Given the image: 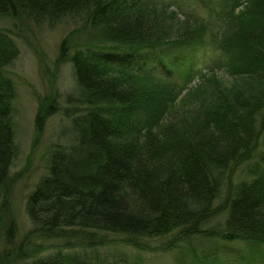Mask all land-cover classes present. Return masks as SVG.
<instances>
[{"label":"trees","instance_id":"trees-1","mask_svg":"<svg viewBox=\"0 0 264 264\" xmlns=\"http://www.w3.org/2000/svg\"><path fill=\"white\" fill-rule=\"evenodd\" d=\"M185 2L0 0V15L30 25L54 26L63 18H82L89 37L88 45L77 47L71 58L78 93L68 100L73 107L67 114L70 138L54 147L47 174L27 200L32 234L51 241L56 250L40 257L18 253L16 264H134L113 253L114 240L149 251L153 241L162 238L166 250L184 251L181 264H207L214 252L193 247L206 240L248 243L255 253L261 252L264 169L259 164L247 169L250 179L230 187L225 219L212 218L219 172L234 174L255 159L264 128V0L238 4L240 10L247 8L237 19L244 22L238 43L222 42L226 33H219L230 59L239 54L236 71L231 70L239 74L234 78L245 76L259 88L252 96L239 94L237 103L251 97L238 114L225 87L214 82L225 76L210 77L207 85L213 90L208 96L195 92L194 105L204 110L199 111L198 124L172 115L175 104L187 102L182 95L189 87L162 98L163 83L153 80L160 67L165 78L176 74L172 81L191 80L188 70L197 65L192 35L204 22L196 13H186ZM18 53L13 37L0 33V198L15 155V89L6 69ZM241 85L238 80L234 90L241 91ZM98 250L99 259L80 258Z\"/></svg>","mask_w":264,"mask_h":264},{"label":"rangeland","instance_id":"rangeland-1","mask_svg":"<svg viewBox=\"0 0 264 264\" xmlns=\"http://www.w3.org/2000/svg\"><path fill=\"white\" fill-rule=\"evenodd\" d=\"M185 1L186 13L194 12L204 22L199 23L200 29L192 35V39L196 42H190L193 43L196 68L188 70L191 79L189 83L180 81L179 77L177 81H172L176 74L170 78L171 80L165 78L166 75L162 73L161 67L157 72L159 77L153 80L159 84L163 83L160 84L163 85L162 98H165L169 91L173 93L184 86L189 87L190 89L187 88L182 95L184 99H188L187 102L175 104L176 109L172 115L175 119L187 118L189 122L193 119L198 124L199 113L204 110L201 111L197 105L195 107V101L198 99L195 98V92H204L200 93V96L203 94L208 96L213 90L207 85L212 82L208 79L212 76H225L226 79H215L214 82L217 81V84L220 83L219 85L225 87V95L233 101L232 105L235 106L237 113L241 114L244 103H247L254 90L259 88V83L245 76L234 78V75L239 74L231 73V70L236 71L235 59L237 60L239 54L236 52L235 59L232 60L233 57L227 50L228 45L222 42L226 40L232 46L242 37L244 22L242 25L237 19L247 8L240 10L237 6L245 0ZM81 19L63 18L54 26H40L30 25L19 18L0 15V33L10 34L19 50L18 57L6 69L15 89L11 113L15 155L6 189L0 198V264H16L18 259H21L20 254L22 256L36 254L40 257L56 250L50 246L51 241L32 234L33 226L27 214V200L36 184L47 174V160L54 147L68 141L71 135V120L67 114L72 112L73 107L68 100L70 96L78 93V82L71 58L77 47L89 43L86 42L89 38L86 36L87 22ZM194 26L198 28L197 25ZM222 30L226 35L222 37L221 42L219 33ZM166 49L163 48L161 51L164 53ZM230 50L232 51L231 48ZM174 55H176L175 51ZM233 61L234 68L230 69ZM196 70L195 76L199 74L206 78L198 79L192 75ZM231 76L234 79L231 78L230 81ZM238 80L242 84L239 92L234 90V83ZM165 83L170 84L165 85ZM241 93L246 97L251 96L237 103L235 99ZM151 95L154 97L153 92ZM181 99L179 97L178 101ZM256 127L259 129L260 124L258 123ZM258 136L259 144L252 155L255 159L253 158L249 164H245L234 174L219 172L220 175L222 174L221 179H219L220 175H217L220 189L213 205L214 222H222L227 215L224 206H227L230 187L242 180L250 179L246 173L249 167L259 164L264 169V128H261ZM208 222L204 227L209 226ZM164 241L166 240L162 238L153 241L151 250L138 251L127 245V242L114 240L113 245L116 248L111 250L113 253L126 256L134 264H181L178 262L182 261L179 256H182L184 251L181 252L177 250L178 248L166 250V246L163 247ZM205 242L206 244L201 246L193 243V247L197 248V252L203 249L214 252L209 256L211 260L207 264H264V245L259 247L260 253H255L248 243L213 240ZM252 256L253 259L250 258ZM100 257V250L95 253L89 251L80 256L83 260Z\"/></svg>","mask_w":264,"mask_h":264}]
</instances>
